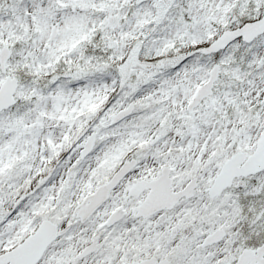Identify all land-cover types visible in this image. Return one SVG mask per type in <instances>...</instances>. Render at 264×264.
<instances>
[{"label":"snow or ice","instance_id":"snow-or-ice-1","mask_svg":"<svg viewBox=\"0 0 264 264\" xmlns=\"http://www.w3.org/2000/svg\"><path fill=\"white\" fill-rule=\"evenodd\" d=\"M0 264H264V0H0Z\"/></svg>","mask_w":264,"mask_h":264}]
</instances>
